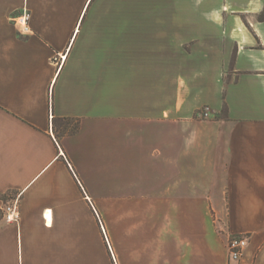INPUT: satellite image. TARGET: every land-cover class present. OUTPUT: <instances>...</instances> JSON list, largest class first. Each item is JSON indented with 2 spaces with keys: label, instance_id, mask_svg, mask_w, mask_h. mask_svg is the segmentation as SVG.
Here are the masks:
<instances>
[{
  "label": "crops",
  "instance_id": "crops-1",
  "mask_svg": "<svg viewBox=\"0 0 264 264\" xmlns=\"http://www.w3.org/2000/svg\"><path fill=\"white\" fill-rule=\"evenodd\" d=\"M263 11L0 0V264H264Z\"/></svg>",
  "mask_w": 264,
  "mask_h": 264
},
{
  "label": "built area",
  "instance_id": "built-area-1",
  "mask_svg": "<svg viewBox=\"0 0 264 264\" xmlns=\"http://www.w3.org/2000/svg\"><path fill=\"white\" fill-rule=\"evenodd\" d=\"M30 12L27 9L23 10V13L18 16L16 19V23L20 25V31L22 33L28 34L31 32L30 27ZM201 115L207 117L209 115V107L206 106L202 109ZM4 216L7 221L10 222H18L20 219V214L16 206V202L14 204L8 205L4 208ZM248 245V236L246 234H235L232 235L228 242V248L230 252V258L232 260H239L245 251L246 246Z\"/></svg>",
  "mask_w": 264,
  "mask_h": 264
},
{
  "label": "trees",
  "instance_id": "trees-1",
  "mask_svg": "<svg viewBox=\"0 0 264 264\" xmlns=\"http://www.w3.org/2000/svg\"><path fill=\"white\" fill-rule=\"evenodd\" d=\"M260 20H264V11L259 15ZM222 116H226V107ZM52 127L56 138L60 139L65 135L75 134L80 129V119L71 117H55L52 121Z\"/></svg>",
  "mask_w": 264,
  "mask_h": 264
},
{
  "label": "rangeland",
  "instance_id": "rangeland-1",
  "mask_svg": "<svg viewBox=\"0 0 264 264\" xmlns=\"http://www.w3.org/2000/svg\"><path fill=\"white\" fill-rule=\"evenodd\" d=\"M23 10L21 12H19L18 14L13 15V17H12L13 22H16L15 21L16 19H14V18H17L18 16H20L23 13ZM3 198L5 201V205L8 206V205L14 204V202H16V200L18 199V194L10 192V193H7ZM3 211H4V209H3ZM4 213H5V211H4Z\"/></svg>",
  "mask_w": 264,
  "mask_h": 264
}]
</instances>
